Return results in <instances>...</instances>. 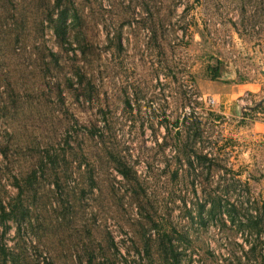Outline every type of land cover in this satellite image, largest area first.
Segmentation results:
<instances>
[{
    "label": "rangeland",
    "instance_id": "obj_1",
    "mask_svg": "<svg viewBox=\"0 0 264 264\" xmlns=\"http://www.w3.org/2000/svg\"><path fill=\"white\" fill-rule=\"evenodd\" d=\"M0 264H264V0H0Z\"/></svg>",
    "mask_w": 264,
    "mask_h": 264
},
{
    "label": "trees",
    "instance_id": "obj_2",
    "mask_svg": "<svg viewBox=\"0 0 264 264\" xmlns=\"http://www.w3.org/2000/svg\"><path fill=\"white\" fill-rule=\"evenodd\" d=\"M68 11L67 9H62V12L60 13L58 18H54V30L58 37H60L62 40L66 39V34L68 31ZM176 257V256H174Z\"/></svg>",
    "mask_w": 264,
    "mask_h": 264
},
{
    "label": "built area",
    "instance_id": "obj_3",
    "mask_svg": "<svg viewBox=\"0 0 264 264\" xmlns=\"http://www.w3.org/2000/svg\"><path fill=\"white\" fill-rule=\"evenodd\" d=\"M209 101L214 102V98L212 96H209Z\"/></svg>",
    "mask_w": 264,
    "mask_h": 264
}]
</instances>
